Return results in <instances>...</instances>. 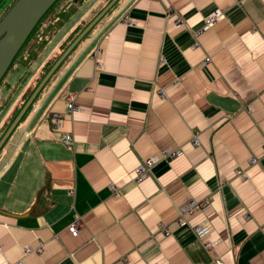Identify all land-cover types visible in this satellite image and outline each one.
<instances>
[{"label": "crops", "instance_id": "crops-1", "mask_svg": "<svg viewBox=\"0 0 264 264\" xmlns=\"http://www.w3.org/2000/svg\"><path fill=\"white\" fill-rule=\"evenodd\" d=\"M13 1L0 0V16ZM218 8L224 16L203 28ZM86 15L43 60L50 42L14 69L26 75L0 127ZM263 148L264 0H119L0 152V264H264ZM162 149L180 154L135 183V168ZM191 199L207 204L179 222ZM195 226L208 231L197 237ZM41 243L42 254L24 255Z\"/></svg>", "mask_w": 264, "mask_h": 264}, {"label": "trees", "instance_id": "trees-1", "mask_svg": "<svg viewBox=\"0 0 264 264\" xmlns=\"http://www.w3.org/2000/svg\"><path fill=\"white\" fill-rule=\"evenodd\" d=\"M109 1L110 0H105L103 5H101L96 11H93V13L88 18L86 17L84 20H82V22H80L74 28V30L70 33V35L67 37V39L62 42V44L59 47V52L53 58L49 59L45 63V65L41 69L40 75L37 77L34 84L30 85L24 91V93L21 95L19 102L17 103V105L14 107V109L11 111V113L8 115L7 119L4 121V123L0 127V138L4 134V132L6 131L8 126L11 124V122L13 121V119L15 118V116L17 115V113L19 112L21 107L23 106V104L26 102V100L28 99L30 94L33 92V90L35 89L37 84L40 82L42 77L46 74V72L52 66V64L56 61V59L60 56V54L67 48V46L74 40V38L85 28V26L94 18V16H96L98 14V12ZM118 1L104 14V16L99 21H101L104 17H106L114 9V7L117 5ZM15 2H16V0H14L12 2V4L9 6V8ZM82 4H83V0H56L52 4V6L45 12V14L41 17V19L38 21V23L36 24L34 29L31 31L30 35L28 36V38L26 39L24 44L21 46V48L19 49V51L15 55V57H14L12 63L10 64L6 74L0 80V115L2 114V112L6 108V106L8 105L13 94L16 92V85L14 84V82H13V84H11L8 81V77L12 74L13 70L17 66H22L25 68V70H28L29 67L38 59V57L43 52V50L45 49L47 44L57 34L59 29L61 27H63L77 13V11L79 10V7ZM9 8L6 10V12L9 10ZM6 12H4L0 16V20L2 19V17L5 15ZM98 22L93 26V28L98 24ZM61 64L59 66H61ZM18 89H19V87H18ZM18 89H17V91H18ZM31 106H32V104L27 109V111L31 108ZM27 111L25 112V114L27 113ZM25 114L23 115L22 119L24 118ZM6 142L4 143V145L6 144ZM2 148L0 149V152H1Z\"/></svg>", "mask_w": 264, "mask_h": 264}, {"label": "water", "instance_id": "water-1", "mask_svg": "<svg viewBox=\"0 0 264 264\" xmlns=\"http://www.w3.org/2000/svg\"><path fill=\"white\" fill-rule=\"evenodd\" d=\"M55 1L56 0H16V2L2 17L0 20V80L6 74L15 55L26 41L31 31ZM117 1L118 0H110L52 64V66L37 84L33 92L30 94L26 102L23 104L4 134L1 136L0 149L7 141L51 75L56 71L59 65L70 54L75 46L85 37V35H87L93 26Z\"/></svg>", "mask_w": 264, "mask_h": 264}, {"label": "built area", "instance_id": "built-area-1", "mask_svg": "<svg viewBox=\"0 0 264 264\" xmlns=\"http://www.w3.org/2000/svg\"><path fill=\"white\" fill-rule=\"evenodd\" d=\"M222 16H224V10L218 8L215 9L213 12H211L209 15H207L205 17V22H204V26L203 28H207L209 26H212L214 24V22H216L219 18H221ZM183 24V20L176 15L175 19H174V25L175 27H180ZM205 61H209V58H206ZM160 94L163 93V90H159ZM70 101L67 103V112L72 111L75 108L74 103L72 102V98H69ZM61 116L59 114H56L53 116V122H54V126H56L58 124V122L60 121ZM58 140L61 141L64 145H71L72 144V137L70 134L68 133H62L59 135ZM192 144L194 145H198L199 144V140H198V136L197 134H193L192 135V139H191ZM264 150V148H263ZM180 154V150H174V151H168L166 149H162L158 152L157 155L155 156H151L148 158H144L141 163L135 168L134 171V181L135 183H139L143 180V178L145 176L148 175V173L150 172V168L153 165L154 162H157L160 158L163 157H167V156H175ZM251 159V163L256 162L255 158H250ZM236 173L238 175L243 174V172L241 170H237ZM120 191L116 190L115 194L119 195ZM207 204V200H203V201H198L195 199H191L189 200L185 207L183 212L181 213V216L179 217V222H183L185 219V216L190 215L192 212H194L196 209H202L206 206ZM83 223L81 221L80 218H76L72 223H70L67 226V230L68 232L72 235V236H77V234L79 233L80 228L82 227ZM166 225L164 222H160L159 223V228L161 230L164 231L165 235H168L169 232L166 230ZM193 231L195 233V235L197 237H202L204 234L207 233L208 229L205 227H201V226H195L193 227ZM204 246L207 250H211L213 247V242H205ZM44 251L43 248V244H39L38 246H25L23 248V253L25 254H30V253H36L38 255L42 254ZM197 264H206V263H197ZM207 264H224L223 261L219 258H215L211 263H207Z\"/></svg>", "mask_w": 264, "mask_h": 264}, {"label": "rangeland", "instance_id": "rangeland-1", "mask_svg": "<svg viewBox=\"0 0 264 264\" xmlns=\"http://www.w3.org/2000/svg\"><path fill=\"white\" fill-rule=\"evenodd\" d=\"M105 0H83V4L79 7V10L77 11V13L62 27L59 29V31L57 32V34L53 37V39L50 41V43L48 44V46L46 47V52L41 54V56L39 57V61L43 60L44 57L47 55V53H49L51 51V46L54 43H57V41L67 32L69 31V29L74 25V23L77 21V19L81 16L84 15L87 12V18L93 13V11H96L101 5L104 4ZM89 11V12H88ZM6 14V13H5ZM50 48V49H49ZM49 49V50H48ZM48 50V51H47ZM38 61V62H39ZM34 64L31 69L29 70L28 75H30L39 65ZM16 69V68H15ZM21 67L18 66V70H20ZM26 75V73H21L20 76H18V71L13 70L12 74L8 77V81L13 84L16 85V92L13 94V96L11 97L8 105L6 106V108L3 110L2 114L0 115V121L4 118L5 113L10 109V107L13 105V103L15 102V100L18 97L19 94V90H21L22 86V80L23 77ZM20 86V87H19ZM19 87V90L17 91Z\"/></svg>", "mask_w": 264, "mask_h": 264}]
</instances>
